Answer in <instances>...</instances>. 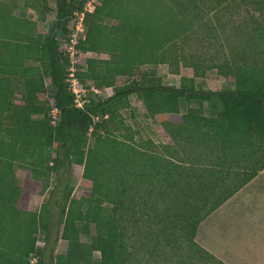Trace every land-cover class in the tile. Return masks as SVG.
I'll use <instances>...</instances> for the list:
<instances>
[{"label":"trees","instance_id":"obj_1","mask_svg":"<svg viewBox=\"0 0 264 264\" xmlns=\"http://www.w3.org/2000/svg\"><path fill=\"white\" fill-rule=\"evenodd\" d=\"M42 1V10L40 0L0 2V264H226L196 238L200 225L264 170V0H240L260 19L242 31L241 51L226 63L235 88L222 91L199 89L195 77L181 87L164 85L154 72L124 86L117 78L177 59L172 52L188 24L202 21L206 9L218 20L225 0H54L46 33L26 15L36 8L47 22L49 1ZM82 15L76 76L95 94L80 108L65 50ZM47 78L55 92L44 102ZM15 82L25 87L18 104ZM133 96L164 143L139 148L124 135L132 128L121 111L133 109ZM76 167L90 182L78 199ZM17 168L25 171L21 180ZM53 175L47 202L31 211V196H46ZM60 238L67 253H56Z\"/></svg>","mask_w":264,"mask_h":264},{"label":"rangeland","instance_id":"obj_2","mask_svg":"<svg viewBox=\"0 0 264 264\" xmlns=\"http://www.w3.org/2000/svg\"><path fill=\"white\" fill-rule=\"evenodd\" d=\"M18 6H24L25 0H16ZM49 1V10L45 11L48 15L47 22L39 21V12L36 8H28L26 15L32 20L38 22V27L41 32L46 33L53 20L56 18L54 0ZM172 0H165V2ZM5 4H10L12 0H0ZM10 2V3H9ZM34 2V0H33ZM36 3V1H35ZM43 1L40 0V9H44ZM226 9L220 10L218 20L216 19L215 11L208 13L206 9L201 15L202 21L196 22L188 15L187 20H194V27L188 24V33L184 40H181L177 48V52L173 51L172 55H176L177 59L170 57L171 62L158 66L145 65L136 70V75L133 77L121 76L117 78V85L124 86L129 84L134 79L144 77V74L154 72L163 82L164 85L181 87L183 78L196 79V85L199 89L222 91L235 88V76L231 75V69L226 66L227 62L232 60V54L239 55L240 36L246 25H250L254 20H259V13L254 7H247L241 4L240 0H225ZM93 10L94 7L88 5V9ZM186 16H184L185 18ZM94 58L108 59V54H92ZM230 59V61H229ZM259 64L264 66V59L259 60ZM219 66H222L220 69ZM83 69H87L84 64ZM195 68L199 75L196 76ZM222 70L224 72H222ZM47 93L41 95L40 99L46 102L52 97L55 89L51 85L49 78L46 80ZM87 84L92 85L91 81ZM15 90L14 101L18 104L22 100V94L25 92V87L21 82L13 84ZM88 90V89H87ZM89 93V90L87 91ZM94 91H90V97H94ZM101 96L108 97L109 90L98 91ZM133 109L122 110V117L128 126L132 128V133L126 132L125 136L133 137V142L139 148H145L144 145L148 140H153L156 144L164 143V139L157 129L155 121L147 117L145 107L136 96L132 97ZM198 106L197 103L193 107ZM136 108L138 111H136ZM182 111L187 112V106H182ZM35 119H40L41 116H35ZM120 136H123L120 133ZM17 177L21 180L25 176V171L22 168H17ZM72 182L75 186L73 198H80L84 191L89 190L90 182L83 177V169L76 167L73 170ZM255 184L235 195L234 199L213 216L211 215L203 222L197 234V242L204 248L208 247L215 250L227 252L232 255H227L225 258L230 259L231 264H264V170L255 178ZM57 184L55 175L51 178L50 188L46 196L33 194L30 199L29 209L34 212H39L43 203L47 202L51 191ZM125 217V216H124ZM57 223V219H55ZM127 224V223H126ZM129 228L132 227L128 222ZM57 232L63 233V225L59 226ZM132 233V228H130ZM129 232V233H130ZM134 237V234H129ZM136 237V235H135ZM39 245L43 246V236L40 237ZM136 239V238H135ZM228 245L229 249H228ZM255 247V248H254ZM235 250V252L233 251ZM68 244L60 238L59 244L56 247V253H67ZM239 251L240 254H238ZM211 253L214 254L210 250ZM244 252V253H243ZM215 255V254H214ZM225 256V254H222ZM96 260H100V254L95 253ZM226 264H230L225 259L215 255ZM223 256V257H224ZM238 257V259H237ZM142 260L144 264L145 261ZM37 261L33 260L32 264ZM46 264H53L50 260ZM134 264V263H133ZM146 264H155L153 260H149Z\"/></svg>","mask_w":264,"mask_h":264},{"label":"built area","instance_id":"obj_3","mask_svg":"<svg viewBox=\"0 0 264 264\" xmlns=\"http://www.w3.org/2000/svg\"><path fill=\"white\" fill-rule=\"evenodd\" d=\"M89 5L93 6L92 3H90ZM88 10L89 11L92 10L91 7ZM83 18L84 17L82 15L80 20L77 23L76 31L73 34V37L70 41V45L65 50V52L70 55V59H71V67L69 69L68 82L71 84L72 91L76 95V98H77V100H76L77 105L80 108L85 106V104L88 102L87 101V99H88V92L87 91L88 90L81 87V82L76 76V71H77V68H76V54H77L76 45L78 44L80 38L85 39V27L83 25ZM59 113H60V111L57 108H54L52 110L53 118L56 119Z\"/></svg>","mask_w":264,"mask_h":264},{"label":"crops","instance_id":"obj_4","mask_svg":"<svg viewBox=\"0 0 264 264\" xmlns=\"http://www.w3.org/2000/svg\"><path fill=\"white\" fill-rule=\"evenodd\" d=\"M31 19V18H30ZM34 21H36V20H34ZM255 181H257L256 179H254L250 184H248L245 188L247 189L248 187H250L251 185H253V184H255ZM244 188V189H245ZM244 189H242L241 191H243ZM240 191V192H241ZM234 199V197L231 199V200H229L225 205H223L220 209H222L224 206H226V205H228L232 200ZM219 209V210H220ZM218 210V211H219ZM218 211H216L215 213H217ZM214 213V214H215ZM213 214V215H214ZM212 215V216H213ZM226 246H228V245H226ZM255 248V247H254ZM206 249H208L209 251L211 250L212 252H214V254L215 255H218L220 258H222V259H225L227 262H229L230 264H231V262H230V259H228V258H225L227 255H232L231 253H229V250L227 251V252H224V249H223V251H220V250H218L217 248H215V250H213L212 248H210V247H208V245L206 246ZM228 249H229V246H228ZM234 252H235V250H233ZM240 252H242V251H239L238 252V254H240ZM236 253V252H235ZM244 253V252H243ZM222 254H225V256L224 255H222ZM224 256V257H223ZM237 259H238V257H237ZM234 264V263H233Z\"/></svg>","mask_w":264,"mask_h":264}]
</instances>
